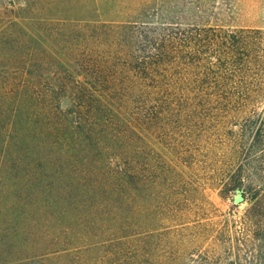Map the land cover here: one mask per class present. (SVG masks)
Returning <instances> with one entry per match:
<instances>
[{
	"label": "trees",
	"instance_id": "1",
	"mask_svg": "<svg viewBox=\"0 0 264 264\" xmlns=\"http://www.w3.org/2000/svg\"><path fill=\"white\" fill-rule=\"evenodd\" d=\"M23 1L29 15L0 32L3 54L14 52L0 65V179L22 190L43 235L74 233L37 256L88 250L91 236L129 217L153 170L154 186L164 164L175 170L146 148L207 124L239 126L238 152L258 161L264 206V111L230 114L263 96L262 28L207 20L210 0H108L117 18L82 22L38 16V4Z\"/></svg>",
	"mask_w": 264,
	"mask_h": 264
},
{
	"label": "rangeland",
	"instance_id": "2",
	"mask_svg": "<svg viewBox=\"0 0 264 264\" xmlns=\"http://www.w3.org/2000/svg\"><path fill=\"white\" fill-rule=\"evenodd\" d=\"M33 1L38 4V16L64 22L117 18L120 13L108 0ZM208 3L214 8L206 18L211 22L264 30V0ZM27 14L23 0L12 4L0 0V32L5 20L18 21ZM217 14L223 19H217ZM2 44L0 37V65L14 56L10 49L3 54ZM259 53L264 61V50ZM261 75L264 80V64ZM262 95L254 110L251 106L248 111L234 110L230 114L241 120L257 117L258 112L264 111V88ZM220 123L218 128L207 124L201 132L186 137L177 135L175 145L170 141L168 147L149 145L146 151L154 162L159 154L175 170L162 163L163 173L156 186L153 170L145 187L134 189L129 217L109 224L102 234L91 236L93 242L88 250L73 246L76 251L70 247L67 253L58 250L37 256L48 246L49 239L58 240L53 247H62L74 233L52 229L50 236L43 235L27 218L30 206L23 201L22 190L16 193L12 177L2 175L0 264L11 257L14 260L10 264H264V206L258 203L257 191L262 187L258 161L238 152L234 136H241L239 126L235 122ZM251 134L244 139L249 142ZM79 243L74 241L72 245Z\"/></svg>",
	"mask_w": 264,
	"mask_h": 264
}]
</instances>
